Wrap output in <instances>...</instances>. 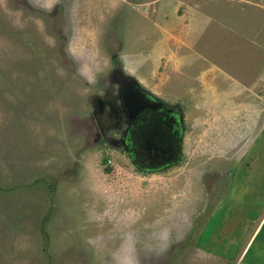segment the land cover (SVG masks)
Instances as JSON below:
<instances>
[{"label":"rangeland","instance_id":"obj_1","mask_svg":"<svg viewBox=\"0 0 264 264\" xmlns=\"http://www.w3.org/2000/svg\"><path fill=\"white\" fill-rule=\"evenodd\" d=\"M116 63L181 105L172 167L95 141ZM262 216L264 0H0V264H238Z\"/></svg>","mask_w":264,"mask_h":264},{"label":"flooded vegetation","instance_id":"obj_2","mask_svg":"<svg viewBox=\"0 0 264 264\" xmlns=\"http://www.w3.org/2000/svg\"><path fill=\"white\" fill-rule=\"evenodd\" d=\"M109 71L111 80L104 92L92 97L98 130L95 141L122 149L132 166L142 172L175 165L183 157L185 118L181 105L141 85L120 64H112Z\"/></svg>","mask_w":264,"mask_h":264},{"label":"crops","instance_id":"obj_3","mask_svg":"<svg viewBox=\"0 0 264 264\" xmlns=\"http://www.w3.org/2000/svg\"><path fill=\"white\" fill-rule=\"evenodd\" d=\"M55 5H57V4H53V6H55ZM250 219H247V220H250ZM247 220H246V222H247ZM240 221H242V220L240 219ZM256 222H257V225L253 229L252 235L250 236L246 245L239 247L240 258H239L238 264H264V250H258L257 249L255 251H253V249L256 248L255 244H256L258 239L262 240L261 246H264V234H263L264 216H262V218L256 217ZM244 237H246V236H243V238Z\"/></svg>","mask_w":264,"mask_h":264}]
</instances>
